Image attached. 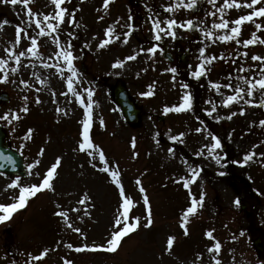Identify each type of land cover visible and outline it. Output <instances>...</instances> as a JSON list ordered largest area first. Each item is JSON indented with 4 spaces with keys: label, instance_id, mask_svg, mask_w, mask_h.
<instances>
[{
    "label": "rangeland",
    "instance_id": "obj_1",
    "mask_svg": "<svg viewBox=\"0 0 264 264\" xmlns=\"http://www.w3.org/2000/svg\"><path fill=\"white\" fill-rule=\"evenodd\" d=\"M189 2L191 0H112L107 10L102 7L104 0H70L62 5L69 13L75 10V22L61 25V46L70 39L67 34L73 33V52L77 57L74 63L82 74L78 88L91 87L94 90L93 141L103 147L110 165H119L126 194L133 199L130 216H139L142 223L146 220V206L137 179L146 189L154 216L153 227L140 228L124 238L122 247L113 254L75 251L76 247L85 244L106 242L113 230L121 199L111 178L99 171L103 162L93 160L94 168L89 163L90 158L78 151L84 108L72 94L61 95L67 88L65 79L55 68L58 61L54 54L59 49L51 37L38 36L39 29L27 16L28 7L34 12L47 14L54 10V6L50 0H30L29 5L22 2L13 5L10 0H0V24L9 21L0 28V59L8 61L0 70V80L7 75V81L0 82V91L11 97L9 103L0 105V115L20 116L19 120L10 123L0 120V123L24 156L28 174L21 177L22 185L39 183L55 158L63 157L54 180L55 190L42 191L30 199L27 209L19 210L9 221L0 223V264H65V260H71L73 264H213V254L208 252L213 241L205 235L209 230H214V237L222 244L216 257L222 264H264V258H259L253 249L250 234V229L256 226L264 243V156L260 155L264 153V127L259 123L264 120V107L243 102L225 107L222 100L233 94V90L221 87L223 95H220L210 87V82L228 83L229 74L234 87L242 83L241 76L259 79L261 62L252 61L251 56H264V44L257 42L246 46L217 39L219 35L228 34L226 30L213 27L221 22L223 0H216L215 5L209 0H196L192 9L174 7L172 12L165 10L169 5ZM249 11L244 7L227 9L223 18L231 22ZM100 16L104 19L100 20ZM69 18L66 14L65 20ZM168 19H175L178 24L191 19L194 27L177 26L172 29L175 38L162 32L161 39L155 40L153 21L159 20L161 27L167 30ZM116 21H119L115 25L116 34L121 39L99 49L97 46L105 38V29ZM255 23L264 25V17L256 18ZM17 25L37 37L41 54L39 57L26 54L21 57L19 65L10 57L30 47L31 40L22 38L19 44L15 43ZM128 31L131 35L124 43L123 33ZM208 31L213 32L211 38L205 35ZM253 32L264 39V28L257 29L252 22H245L238 39H248ZM153 46H158L155 54L141 52V49ZM165 47L173 54V63L163 58ZM202 47L206 49L204 57L215 55L217 59L208 65L207 75L196 79L190 73L197 70L201 62L199 49ZM137 53L135 60H126L127 56ZM180 56H183L182 60ZM118 59L125 62L121 68L113 67ZM45 63L53 67H44ZM241 65L249 71L240 72ZM12 68L17 71H11ZM170 68H176L177 72L166 71ZM117 80L127 84L132 97L146 113L137 128H131L125 122L113 102L111 87ZM183 84L189 87L185 89ZM149 86L154 95H142ZM185 92L193 95L192 109L165 113V106L179 104ZM36 97L41 103H35ZM245 98L255 103L262 99L259 90L253 97ZM207 101L218 105L212 115L208 114L212 104ZM24 106L30 109L27 114L21 111ZM58 108L62 111H57ZM241 108L245 109L243 115L239 114ZM232 112L237 115L227 119ZM160 115L165 117L164 121L158 120ZM217 116L224 118L218 120ZM101 118L104 126L100 125ZM197 128L203 129L197 133ZM28 129L34 130L31 138L26 135ZM179 133H184L183 137L173 141L171 137ZM213 135L221 139L222 148L209 152L214 143ZM41 149L45 150L42 156L39 155ZM198 152L202 154L197 155ZM249 152L256 155L244 164L245 154ZM144 153L146 157L143 158ZM217 156L221 158L219 163ZM146 159L175 169L179 178L165 176L158 166L147 163ZM37 160L41 163L30 168ZM193 168L200 170V174L186 189L181 177L190 178ZM152 173L151 179L149 175ZM15 177L0 175V203H11L12 197L18 194V190H6ZM242 178L246 186L241 182ZM233 179L239 180L237 185L232 184ZM163 185L167 189L161 192ZM85 193L91 199L82 205L79 201L85 198ZM201 193L205 194L203 206L189 218L190 234L185 236L180 226L182 214L192 197L198 199ZM237 198L240 204H247L249 216L241 210L240 204L234 203ZM60 211L67 212V218L56 215ZM77 227L81 229L80 233L74 230ZM170 235L177 237L171 253L164 251ZM232 242L239 243L240 248L234 247ZM69 244L73 247H68ZM45 248L50 251L41 261L29 255H38ZM198 256L202 259H197Z\"/></svg>",
    "mask_w": 264,
    "mask_h": 264
},
{
    "label": "snow or ice",
    "instance_id": "obj_2",
    "mask_svg": "<svg viewBox=\"0 0 264 264\" xmlns=\"http://www.w3.org/2000/svg\"><path fill=\"white\" fill-rule=\"evenodd\" d=\"M5 2H9V0H5ZM18 2H22L24 5H29L30 0H10V3L15 5ZM51 4L54 6V10L52 12H49L47 14L34 12L32 7L27 8V16L29 17V20L34 23L35 27L39 29L38 36L44 37L48 36L52 38V43L57 46L59 49L55 52V58L57 59L58 63L55 65L56 71L60 74L61 77L65 79L66 88L67 91L61 93V95L68 96L69 94H72L78 101L79 104L84 108V119L82 121V132L80 133L82 139L80 142H78V151L85 153L90 159L89 163L92 164L93 160L98 159L99 161L103 162V167L99 168L100 172H103L107 174L114 185L118 188V194L121 199L120 209H118V214L115 216L113 221V230L110 233V237L106 240L103 244H93L91 246L85 244L81 247H76L75 251L77 252H83V251H104L108 253H117L119 249L122 247V241L124 238L130 236L131 234H134L137 232L140 228L149 229L154 226V216L152 212V208L149 201V196L146 192V189L143 187V184L140 179L136 180V184L139 188V191L143 194V203L146 206V220L142 223L141 218L139 216H130V209L133 206V199L126 194L125 187L121 181V173L119 171V165L112 166L110 165V162L106 156L105 150L103 147L97 143H94L93 138L91 136V128L93 125V105H94V90L91 87L83 88L82 90L78 88V84L80 83V79L82 77V74L79 72V69L75 65V60L77 57L74 55L73 52V45L72 40L75 39V36L73 33H68L67 35L70 37V39L67 41V43L64 46H61V41L59 37V33L61 31V25L65 22L67 23H74L75 22V10L73 12L69 13L68 9L66 7H62L67 2H70V0H50ZM210 3L214 4L216 3V0H209ZM112 3V0H104L103 8L108 9L109 5ZM196 0H191V2L187 4H179L176 6L169 5L165 8L166 11L172 12L174 7H186L188 9H192L195 6ZM247 8L250 9L247 14L239 15L238 18H236L233 21H229L227 19L223 18V13L227 9L231 8ZM221 12V22L215 23L213 27L215 29L220 30H226L228 34H222L217 37L220 41L228 42V41H235L236 43H243L244 45H254L257 42L260 44H264V39H261L256 35L255 32L251 34V37L248 39L240 40L238 39L241 36L242 32V26L245 24V22H252L255 25V28L261 29L264 28V25H261L259 23H255L256 18L264 17V0H223V6L220 9ZM66 14L70 17L67 21L65 20ZM211 15H215V13H211ZM100 20H103L104 17L100 16ZM131 19V17H129ZM151 19V17H150ZM9 21L5 20L3 21V24H0V28L3 27V25L8 24ZM119 21L114 22L113 25H109L105 29V38L102 39L99 44L98 48L103 49L106 46H108L111 43H114L117 40L121 39L120 35L116 34L115 25L118 24ZM231 23V27H229ZM167 24V30L161 27V22L159 20L153 21V30L155 32V40L159 41L161 39V33L165 32L168 35H171L173 38L176 37L175 31L172 29L174 27H187L188 29H192L194 27L193 21L191 19L187 20L186 23H180L175 19H168L166 21ZM31 26V24H29ZM129 28L134 30L132 25H129ZM23 34V35H22ZM131 35V31L124 32L123 37L124 43L128 42V37ZM209 38L213 36L212 31H208L205 33ZM22 38H28L31 40V46L26 48L25 51H20L18 54L13 53L10 57L11 59H14L16 64L19 65L21 62V57H24L26 54L30 55L31 57H39L41 54L38 50V40L36 36L30 35L27 30L24 27H21L20 25L16 26V38L15 43L19 44L21 42ZM88 46L87 44L85 45ZM158 46H153L148 49H141V52H148L155 54L157 51ZM202 59L200 64L197 66V70L192 71L190 74L196 78L199 79L202 76L207 75V72L210 70L208 68V65H210L214 60L217 59L215 55L204 57V53L206 51L205 48L199 49ZM137 54L129 55L126 57L127 61H132L137 58ZM243 55L247 56V53H244ZM222 59L223 57H219ZM252 61L261 62L260 67V78L259 79H250L246 76L239 77V80L242 81L241 84H238L237 86H233L231 83L232 75L229 74V82L226 84L221 85L218 82H210V87L215 89L217 93L220 95H223V93L220 92L221 87L232 89L233 94L227 95L225 99L222 100V104L225 107L231 106L234 103L240 104L243 102L246 105L250 106H259L264 107V56L260 55H252L251 56ZM8 61L4 59H0V70H2L6 65ZM123 60H117L113 64V67L115 68H121L124 66ZM44 67H53V65L44 64ZM11 71L15 72L17 71L16 68H12ZM147 71V69H145ZM166 71H171L172 73H176V68H170ZM240 72H247L249 69H246L243 67V65L239 68ZM65 72L67 75H65ZM175 79V77H173ZM7 81V75H4L2 77V80L0 82ZM41 83H44V81H40ZM21 83H26L25 81H21ZM244 85H247L245 88ZM183 88L187 89L189 86L187 84L182 85ZM259 90L262 99L255 103L252 99H246L245 97H253L256 93V91ZM37 92L40 91L39 88L36 89ZM55 95V93H54ZM144 96H153L154 92L152 91L151 86H149V90L142 93ZM25 100H27V97H24ZM71 102V101H70ZM35 103L39 104L41 103L39 97L35 98ZM207 103L212 104L211 110L208 112L209 115H212L213 112L216 111L218 105L213 103L212 101H207ZM193 107V95L191 92H185L184 95L181 97V102L177 105L172 106H165L164 111L165 113L168 112H176L181 113L188 110H191ZM21 111L25 114H27L30 109L27 106H24ZM57 111H62V109H57ZM245 112L244 108L240 109L239 114L243 115ZM67 114L66 112L64 113ZM237 115V112H232L231 115L227 117V119H231L233 116ZM11 117V119H10ZM218 120L223 119L224 117H216ZM20 116L18 114H11V113H4L3 115H0V120H6L11 122V120H19ZM260 125L264 127V120H261ZM105 122L103 118L100 119V125L104 126ZM202 129L197 128L196 132H201ZM34 130L28 129L27 130V137L31 138ZM184 133H179L178 135H173L171 139L173 141L179 140L181 137H183ZM212 140L214 143L211 145V147L208 149L209 152H213L216 149L222 148L221 139L215 135L212 136ZM183 142V141H181ZM133 147H135V140L132 141ZM44 149L40 150L39 155L44 154ZM170 152L173 151V149H169ZM197 155H201V152L196 153ZM256 155L255 152H249L245 154L243 163L247 164L249 161H251L254 156ZM261 156H264V153H260ZM220 157L217 156L216 160L217 163L220 162ZM62 160L63 157L57 156L55 158V161L50 165V167L46 170V173L42 176L41 181L39 183H33L30 185H22L21 183V177L16 176L15 179L11 181L7 185L6 190L8 189H15L18 190V194L12 197L11 203H0V223H4L6 221H9L13 214L18 212L21 209L26 208L31 198L36 197L39 193L45 190H51L54 191V180L58 176V169L62 166ZM187 162V161H185ZM41 163L40 160L35 161L33 165H30V168L36 167ZM92 166L95 168L96 164H92ZM200 174V170H197L195 168L191 169V176L188 179H185L181 177V179L184 181L183 186L187 189L191 184H193L196 179L198 178ZM220 175H224V173H219ZM37 175H40L37 173ZM85 198L81 199L79 201L80 204H85L87 200H90L91 197L88 196L87 193L84 194ZM204 193H201L199 195V198L192 197L190 205L184 210L181 218L180 226L183 230V233L185 236H188L190 234L189 232V218L193 215H195L198 211L199 207L203 206L204 202ZM234 203L236 205L240 204L239 198H237ZM78 211V210H77ZM56 215L67 218V212L60 211L57 212ZM71 227V225H69ZM77 233L81 232L80 228L74 229ZM214 230H209L205 233V235L213 241V244L208 247V252L213 254V264H222V261L217 257V255L222 250V244L221 242L216 239L213 235ZM241 235H243V232H241ZM177 240V237L175 235H170L167 237V244L164 251L171 253L174 247V244ZM68 247H73V245L69 244ZM50 249L45 248L43 249L38 255L32 256V254H29L32 259L36 261L43 260L47 255ZM197 259H202V256H198ZM65 264H73L71 260H65Z\"/></svg>",
    "mask_w": 264,
    "mask_h": 264
},
{
    "label": "water",
    "instance_id": "obj_3",
    "mask_svg": "<svg viewBox=\"0 0 264 264\" xmlns=\"http://www.w3.org/2000/svg\"><path fill=\"white\" fill-rule=\"evenodd\" d=\"M166 58L172 60L170 54H165ZM115 103L121 106V110L126 120L131 125H136L140 120V109L131 100L127 88L119 82L114 88ZM3 95H0V98ZM0 171L4 173H21L24 174L23 165L19 155L8 148L7 143L4 142V133L0 126ZM255 245L259 251L262 247L255 241Z\"/></svg>",
    "mask_w": 264,
    "mask_h": 264
}]
</instances>
